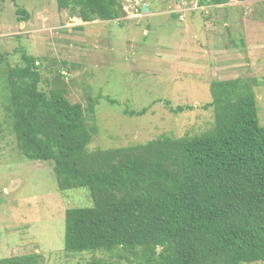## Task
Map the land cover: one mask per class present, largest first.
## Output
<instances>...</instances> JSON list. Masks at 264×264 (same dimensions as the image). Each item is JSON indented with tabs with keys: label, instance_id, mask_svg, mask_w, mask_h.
<instances>
[{
	"label": "rangeland",
	"instance_id": "rangeland-1",
	"mask_svg": "<svg viewBox=\"0 0 264 264\" xmlns=\"http://www.w3.org/2000/svg\"><path fill=\"white\" fill-rule=\"evenodd\" d=\"M120 3V19L84 23L57 0H0V259L35 254L40 264H138L119 248L65 251L67 210L93 202L88 188L61 192L52 162H27L19 153L5 111L6 84L8 69L25 64L24 53L39 61L42 90L64 84L72 104L98 99L95 115L87 117L90 152L211 130L215 112L205 105L213 101L214 81L257 77L264 126V0L216 7L200 6L199 0ZM179 106L194 109L171 110ZM144 108V116L124 113Z\"/></svg>",
	"mask_w": 264,
	"mask_h": 264
},
{
	"label": "trees",
	"instance_id": "trees-1",
	"mask_svg": "<svg viewBox=\"0 0 264 264\" xmlns=\"http://www.w3.org/2000/svg\"><path fill=\"white\" fill-rule=\"evenodd\" d=\"M230 2L199 0V5ZM57 3L84 23L123 16L120 0ZM17 14L29 19L25 10ZM23 59L22 67L8 69L6 84L5 111L19 153L27 162H52L61 192L88 188L93 202L67 210V253L119 248L138 264L264 263V126L257 77L212 82L213 101L205 109H214L215 124L203 134L90 152L87 117L95 115L98 99L88 106L72 104L64 84L42 90L39 61L26 53ZM147 112L124 111L130 117ZM38 258H4L0 264H40Z\"/></svg>",
	"mask_w": 264,
	"mask_h": 264
},
{
	"label": "water",
	"instance_id": "water-1",
	"mask_svg": "<svg viewBox=\"0 0 264 264\" xmlns=\"http://www.w3.org/2000/svg\"><path fill=\"white\" fill-rule=\"evenodd\" d=\"M143 13H149L150 9L147 7V5L143 6Z\"/></svg>",
	"mask_w": 264,
	"mask_h": 264
},
{
	"label": "built area",
	"instance_id": "built-area-1",
	"mask_svg": "<svg viewBox=\"0 0 264 264\" xmlns=\"http://www.w3.org/2000/svg\"><path fill=\"white\" fill-rule=\"evenodd\" d=\"M38 64V63H37Z\"/></svg>",
	"mask_w": 264,
	"mask_h": 264
}]
</instances>
